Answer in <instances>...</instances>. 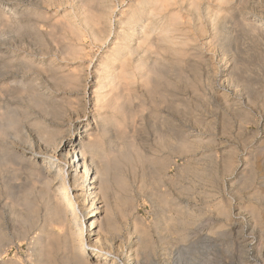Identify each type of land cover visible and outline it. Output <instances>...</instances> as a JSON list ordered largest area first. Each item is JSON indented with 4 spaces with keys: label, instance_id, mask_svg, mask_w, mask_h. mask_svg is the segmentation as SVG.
Returning <instances> with one entry per match:
<instances>
[{
    "label": "bare ground",
    "instance_id": "obj_1",
    "mask_svg": "<svg viewBox=\"0 0 264 264\" xmlns=\"http://www.w3.org/2000/svg\"><path fill=\"white\" fill-rule=\"evenodd\" d=\"M263 3L264 0H131L123 2L118 21L115 20L118 7L110 0H80L72 18L66 19L67 23L61 22L64 33L57 34L60 39H54L50 29L46 31L48 39L37 37L47 54H54L59 61L51 59L43 67L44 64H35L36 59L33 62L34 58L22 54L21 68L25 74H17L19 80L0 81L1 89L15 100L0 109V264H121V253L113 254L115 246H103L113 233L121 231L115 208L119 210L116 215L123 219L128 215L134 222V230L125 239L129 247L128 253H122V264H256L248 256L252 247L259 257L263 255L264 262V191L249 192L252 200L242 208L248 213L249 234L259 230L261 236V241L253 243L246 238L245 223L233 216L229 200L217 204V214L192 225L191 210L170 199L168 190L163 189L175 181L168 174L174 155L186 158L191 165L202 145H220L215 134L200 131L211 126L208 106L222 100L227 111L239 118V130L255 121L250 108L241 106L243 101L227 97L222 85L215 84L214 75L223 77L225 83L241 86L244 73L240 57L247 49L237 45L240 40L253 42L248 44L249 48L264 42ZM190 23L201 35L210 34V44L213 41L212 45L218 49V54L213 52L212 56L220 57L225 64L222 74L212 57L196 51V47L195 52L190 53L192 49L189 52ZM153 49L163 52V63L147 62L145 55ZM10 52L0 53L1 69L6 75L19 66V59H14L16 54ZM34 69L40 72H36L40 78L29 76L28 71ZM14 75L15 79L16 72ZM244 93L248 103L256 102V93L251 89ZM88 99L100 108L96 110H104L97 113L95 126L87 114ZM146 111L154 133V141L147 149L143 146L144 139L141 140L147 131L141 124ZM219 112L220 130L227 134L233 121L228 112ZM27 118L40 147L29 150L21 145L19 150L14 149L10 145L12 137L9 140L7 136L22 138L20 132L24 128L21 130L20 125ZM142 130L144 136H138ZM229 147L221 146V163L225 173L242 167L243 176L234 183L236 190L242 192L261 184L264 161L258 164L256 160L261 148H255L249 158L244 156L242 164L236 158L235 148ZM203 157L207 159L210 155ZM136 166L142 168L139 182L142 179L143 188L163 211V216L153 224L128 213L134 204L127 195L129 182L125 169L132 171ZM185 169L184 165L179 172L182 174ZM21 171L25 173L23 182L18 180ZM79 203L93 210L87 221L79 216ZM102 236L106 241L99 243ZM22 241H27L30 247L28 261L6 258L8 248ZM124 241L121 240L122 244Z\"/></svg>",
    "mask_w": 264,
    "mask_h": 264
},
{
    "label": "rangeland",
    "instance_id": "obj_2",
    "mask_svg": "<svg viewBox=\"0 0 264 264\" xmlns=\"http://www.w3.org/2000/svg\"><path fill=\"white\" fill-rule=\"evenodd\" d=\"M46 1H47V3H46L47 5L46 4L44 5V3ZM65 1H66V3H65ZM79 1L80 0H76V1L75 0H53V1H51V0H45V1L44 0H4V1L0 0V6H1L0 7V23H1L0 24V29H1L0 30V35H1L0 36V46H1L0 47V53H4V52L8 53L9 51H11L10 53L12 54V52L14 51L13 55L16 54V56H14V59H19V61H18L19 66L15 67V68H12L13 71H7V75H6V72H3L4 71L3 68L1 69V65L3 64L1 62V64H0V69H1L0 70V77L1 76L2 77L0 78V81H2V79H5V81H8V82H11V81L16 80V79L19 80L20 78L17 76V74H20V75L25 74L24 72L22 73L23 68H21L22 67V62H24V61H22V60L20 61V59L23 58V55H27L28 58H30L31 60L34 58L33 62L36 59L35 60V64H37V65H39L40 63L44 64L43 67H46L49 64L47 62L51 61V59L52 60H58V58H55L54 54H51V56L47 54L46 50L44 49V46L40 44V42L38 41L37 37H43V39H45V40L48 39L47 36H49V35L46 36V34L48 33V32L46 33V31H48L50 29L49 30V34H52L53 36L55 35L54 37L51 35V38L53 37L56 40L60 39V36H62V34L64 33V31H63L64 27H62V25H60V24H61V22L64 23L66 21V19L68 21L69 18H72L71 17L72 16V12L77 8L76 5L79 3ZM130 1L131 0H127V1L126 0H110L112 5L116 6V8L118 7L116 9V12H115V16H116L115 20L119 21V19H121L120 12H122V10L124 9L122 7L123 2L124 3H128ZM48 4H49V6H48ZM13 5H14V7H13ZM15 6H17V7H15ZM22 8H24V9H22ZM26 8H28V9H26ZM174 8H175V6L172 7L171 10L174 9ZM119 9H120V11H119ZM11 12H13L14 14H11ZM18 12H20V13H18ZM10 14H11L12 17L10 16ZM32 14L34 16H32V17L29 16V15H32ZM64 14L66 15V17H65ZM3 15H5L6 17H3ZM36 16H38L39 19ZM7 17H10V18H7ZM3 20H5V21H3ZM8 20L11 23H8ZM67 21H66V23H67ZM65 24H64V26H65ZM53 25H54V28H53ZM192 25H193L192 23H190V25H188L189 38L191 39V43H194V42L195 43L194 44L189 43L190 44L189 45L190 48L188 49L189 52L192 51L193 48L196 47L195 48V49H197L196 51H203L207 57H210V58L212 57L213 58V56L215 54H218L217 53L218 49H215L214 48L215 46L212 45L213 41H211L212 44H210V39H211L210 34L201 35V33L197 30L198 28L195 27L194 25L193 26ZM19 26H21V27H19ZM50 26H52V28ZM58 26L60 28H58ZM27 29H29V30H27ZM59 29H61V30H59ZM12 30H14V31H12ZM51 30H52V32H51ZM23 31H25V33ZM26 33H28V34H26ZM58 33H59L60 36L57 35ZM34 35H36V36H34ZM30 36H31V38H30ZM6 37H7L8 40L6 39ZM201 39L203 41H201ZM205 40L208 41L209 43L206 42ZM9 41L12 42V43H10ZM30 41H33V42L31 43ZM192 41H194V42H192ZM206 43H208L209 46H207ZM251 43H253V42H251L249 40H247V41H241L240 40L238 42V45H237L241 49H247V50H245V53L241 54L242 57H240L241 60L243 61L242 62V64H243V69L242 70H243V73H244V79L242 80L241 86L236 87L234 85H231V82L225 83V81H223L224 78L221 77L220 75L219 76L218 75H214V82H215V84L222 85V87L224 89L223 91H226V94H227V92L229 94V95L228 94L226 95L227 97L235 98L236 99L235 101H239V100L243 101V104H241V106L244 107V108L247 107L246 109H248V107H249L250 108V113L254 117V120L255 121L257 119L258 120L256 122L255 121L254 122L251 121V122L247 123L245 125L244 130H239L238 129L239 128L238 125L240 124L239 123V118L232 116L230 114V112L227 111V107L223 105L222 100L221 101L217 100L220 103L214 102V104L210 105L211 107L208 106L207 116H209L208 121L211 122V126L210 127L207 126L204 130H200V131L204 132V133H207V134H211V133L215 134L217 141L221 142L220 145H217V146L202 145L198 149L197 154H196L197 157H195L196 159L192 160L191 165L188 164L189 161L187 163L186 158L174 155V157H173V162L174 163L169 167L168 174H169V177H173L175 181H174V184L167 183L166 186H163V189L168 190L170 199H172L174 201H177V202H180L181 204L183 203L182 204L183 206H186L189 210H191L192 214L194 215L193 218H192V221H193L192 225L195 224L194 222L198 223V221L201 218H203V217L210 216V215L212 216L214 214H217L216 213L217 204H219V203H221L223 201L229 200L231 202L232 206H233V216L236 219H238L240 222L245 223V225H246V227H245L246 231H247L246 238L250 239V241H252L253 243L254 242L256 243V242L261 241V236H260L259 230H256L255 232H253V234H249L250 230H248V228H247V226H249L248 221H247L248 213H246L245 210H242V208L245 207L246 205H248L249 202L252 200L251 199L252 198V196H251L252 194L249 193V192H252L255 189H259L261 192L264 191L263 190L264 189V180L261 182V184L259 183L258 185L254 186L250 190H245V191H242V192L241 191L238 192L236 190V186L234 185V183H235L236 179L240 180L242 178V176H243V174L241 173V168L242 167H238V169H236L233 173H225L224 170L222 169L223 167H222V163H221V160L223 158V155H222L223 154V148H221V146H225L226 144L230 145V147H232V148H235V150L237 151L236 158L238 157L237 159L242 164L245 161V157L249 158L250 153L255 152V150H254L255 148H256V150H258V148L259 149L261 148V153H259L260 155L258 154L257 159H256L258 164L261 163L262 161H264V109H263L264 108V55H263L264 54V42L260 41L259 43H255L256 46H254L252 48H249L248 44L250 46ZM233 44L234 43H232V45ZM39 46H41V47L43 46V47L41 48ZM5 47H7V49ZM205 47L207 49L210 48V47L211 48L207 50V49H205ZM36 49H39L40 51L36 50ZM5 50H7V51H5ZM19 50H20V52H19ZM153 50H152V52H153ZM155 50L157 51V49H155ZM155 50H154V52H155ZM23 51H25L26 53L23 52ZM193 52H195V50H193L190 53H193ZM151 53H148V54L145 55V57L147 59V62L149 64H151L152 61H154V60H156V61L158 60L161 63L164 62L163 61V52L162 51L158 50L156 52L157 53L156 56H158V57L155 56V58L153 57V53H152V56H151ZM156 53H154V55ZM30 55L33 56V57H30ZM37 57H38V59H37ZM39 58H40V61H39ZM53 58H55V59H53ZM218 58H217L218 60L213 58V62L215 63V66L218 65L219 72H220V74H222V72H224V70H225V66H224L225 64H224L223 61H221L220 57H218ZM56 63H58V62H56ZM14 69H16V71ZM15 72H16V76L17 77L14 79ZM25 72H26V69H25ZM28 72H29L28 74H29V76L31 78L32 77H36V78H40L41 77L40 75H37V73H40V72L37 71V69L30 70ZM30 72H32V73L30 74ZM214 72H215V70H214ZM220 80H222V81H220ZM242 84H244L245 86H242ZM2 89L4 90V88H2ZM2 89L0 87V95L1 96L6 91V90H4V91L1 92ZM246 89H251L253 91V93H256L254 95V97H255L254 100L256 101L255 103H251L250 101L248 103V99H246L247 97H245L246 94L244 93ZM87 90H90V88H88ZM5 95L3 94V97L0 96V109H3V107L6 106V104L9 103V102L10 103L15 102V100H12L14 98H12V99L9 98V96L7 95L6 92H5ZM18 99H20V98H18ZM18 99H16L17 103H18V101L20 102V100H18ZM89 100L90 99H88V101ZM21 102H22V100H21ZM92 102L93 101H89L88 102L89 104L87 105V107H88L87 108V114L89 113L88 115L91 117V119L94 120V121L91 120V122H94L93 125L95 126V122H96L95 117L97 116V113L99 115V114L103 113L104 110L101 109L102 111L100 110L101 112H99V110H96L99 107H94V103L92 104ZM147 111L144 112V114H143V118L142 119L144 120V123H141V122H143L141 119H140L141 120L140 123L143 125V126L142 125L141 126H142V128H144L143 129L144 132L147 130L146 133H148V134H146V133L144 134V132L142 130L141 132H139V135H138V136H141V137H143L145 135L143 138H141V137H139V138H141V140L144 139L143 142H145V143H144L143 146L146 147V149L151 144L152 140L154 141V139H152L153 138L152 135L154 136V133H153L152 130H150L151 129L150 128V124H149L150 121L148 120ZM219 111L228 112V115H230L231 120L233 121V125L232 124L230 125V126H233V128L230 129V131L227 134H223L222 131L220 130L221 127H222V123H221V119H220V116L222 115V113H221V115L220 114L217 115V113ZM261 113H263V114H261ZM33 116L34 115H32L31 117H33ZM214 117L219 118V120L217 121V119H215ZM146 120H148V123H147ZM26 121H27V124H26ZM29 123H30V120L28 118L25 119V122L21 123L22 125H24V127L22 125H20L21 130H23L22 128H24V130L21 131L20 128L18 129L19 131H21L20 134L22 135V138H18V137L15 136L16 137V139H15L14 134H13V136H12V134H9V136H7L8 139L10 137H12V138H10L11 140L10 139L9 140H10V142L11 141H13V142L10 143L8 141V139H6L5 141L7 143L9 142L10 145H12L14 149H18L19 147L26 146L27 148H29V150H32V149L36 150L38 147H40V144H41L40 140L37 139L38 138L37 136H35L36 133L32 130V128H30L31 125ZM28 125H29V127H28ZM76 128L78 130V127H74L75 131H76ZM145 128H146V130H145ZM237 130H238V132H237ZM19 135H17V136H19ZM21 135L19 137H21ZM146 135H148V136H146ZM218 135H220V136H218ZM254 135L256 137H254ZM23 137H26L25 138L26 140L23 139ZM14 140H15V142H14ZM244 140H247L246 141V146L243 144ZM30 141L32 142V144H29V143H31ZM140 144H141V141H140ZM21 145H23V146H21ZM67 149H68V146H67V148L65 150H67ZM204 154L205 155L206 154L210 155V157L207 158V159H203L204 158L203 156H205ZM216 157L218 158V160H217ZM210 161H214V165L216 164L215 165V167H216L215 169L212 167L214 165H212V166L210 165ZM184 165H185L186 169H185L184 173L181 174V172H179V171H180L181 168L184 167ZM20 166L21 165H19L18 167H20ZM261 166H262V170L264 171V165L261 164ZM136 167H138V168H136ZM136 167H135L136 169L132 170V171L130 169H128V168L125 169V172H126L125 175H127V180L129 182V186H128V190H127L129 194L127 192L126 193H127L128 197H129V199L131 200V202L134 204V208L131 209L134 212L131 211V210H128V213L132 212V213L135 214V216L138 215L136 217H141L140 219H143L146 223L148 222V224H153L157 220L158 217H162L163 216V211L160 208L157 207L156 202L147 194L146 189L143 188L142 179H141V182H139L138 179L142 178L141 177L142 168H139V166H136ZM179 167H180V169H179ZM139 169H141V170H139ZM134 171H135L136 174L137 173L138 174L136 175L134 173ZM22 174H24V176H25V173L23 171H21V173H20V177L21 178L18 179L19 181L23 180L24 176ZM177 181H179V182H177ZM21 182H23V181H21ZM130 183H132V184H130ZM186 184H187V186H186ZM138 186H139V188L137 189ZM111 198L112 197L110 196V198H108V200L111 201ZM101 200L102 199L99 200V202H98L99 204H101L100 203ZM112 201H113V199H112ZM79 205H80L79 206V211H81L79 216H80L81 220L83 219V220L87 221L86 217L93 210L90 211L89 207H87V205L85 203H79ZM114 211H115V216H116L117 220L119 221V224L121 225V228H120L121 231L119 233H116V234L113 233V235H111V238L109 239V243L103 244V246L104 247H109L108 244H111L112 246L114 245L115 247H113V254L117 256L119 253H121L119 255V258H120V262L123 263L124 262V260H123L124 259V255L123 254L128 253L127 249L129 247V242H128V240H125V239H128L130 237L131 231L134 230V227L132 226L134 222L132 221V218H130V216H128V215H127V219H123L120 216L121 219L119 220V218H120L119 215L120 214L116 215L117 213H119L118 212L119 210H117V208H115ZM101 215L103 216L104 214L102 213ZM245 217H246V219H245ZM241 218H242V220H241ZM123 220H126V221L123 222ZM192 221H191V223H192ZM131 222H132V224H131ZM192 225H190L191 226L190 228H193ZM131 228H132V230H131ZM125 234L128 235V236H126ZM92 238H94V236H92ZM119 238H121V240H123V241L125 240L123 242V244H122L121 240L118 241ZM103 240L106 241L105 240V236H102V241H100L99 243H101V242L103 243L104 242ZM169 247H170V244H169ZM171 247H172V243H171ZM251 251H250L251 252L250 255H248L249 258L250 259L252 258V260L255 259L254 261H257L256 264H264V262L262 261L263 255H261L259 257L258 254L255 252L254 247H252ZM30 257H31V251H30V247H29V244H28L27 241H22V242H19V243L16 242L15 245H13L12 247L8 248L7 255H6V258L19 259V260H23V261H28V259ZM59 262H60V260H59ZM253 264H255V262H253Z\"/></svg>",
    "mask_w": 264,
    "mask_h": 264
}]
</instances>
